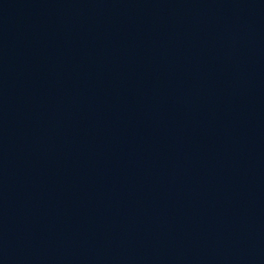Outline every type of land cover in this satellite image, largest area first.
<instances>
[{"label":"water","instance_id":"1","mask_svg":"<svg viewBox=\"0 0 264 264\" xmlns=\"http://www.w3.org/2000/svg\"><path fill=\"white\" fill-rule=\"evenodd\" d=\"M0 264H264V0H0Z\"/></svg>","mask_w":264,"mask_h":264}]
</instances>
